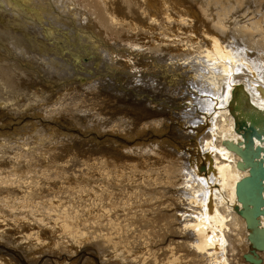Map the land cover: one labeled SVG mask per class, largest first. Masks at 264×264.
<instances>
[{"label":"bare ground","instance_id":"1","mask_svg":"<svg viewBox=\"0 0 264 264\" xmlns=\"http://www.w3.org/2000/svg\"><path fill=\"white\" fill-rule=\"evenodd\" d=\"M107 1L110 4L106 6L107 15H104L99 3ZM84 2H87L93 10L83 7L81 12L76 14L83 23L75 19L70 22V25H74L72 30L78 33L72 32L73 34L68 36L62 30H57L58 28L67 30L60 19L57 26L53 24V30L44 29L48 45L41 46V41H38L35 36L28 42L30 47H36L41 51L44 57L48 56L50 68L47 69H44L45 65H41V54H36L38 58L29 57L38 59L40 67L44 69L48 77L52 76L53 80L48 81L46 77L43 79L39 72H31L29 63L25 65L13 61L14 56L11 58L5 56L6 59L15 62V67L22 70L21 73L17 70V73L14 72L16 85L8 83L10 80L6 81L0 74L7 86L13 87L10 95L0 93V99L4 102L9 101L10 106L16 105L14 102H20L25 95L27 96L24 93L25 90L23 91L24 87H27L29 92L27 100L36 103L34 105L38 103L37 106L41 107L44 115L46 114L45 117H54L55 120L60 115L68 116L67 120L71 119V122H76L83 128L88 127L84 124L86 122L91 128L104 132L107 137H110L103 139L104 142L111 140L108 145L110 147H103V154L100 157L95 155L90 160L93 154L88 151L67 156L72 157L78 154V159L67 158L66 160L61 156L63 152H61L63 154H55L56 156L52 155L53 158L50 157L48 160H51L55 169L59 170L62 181L56 186L50 181L51 177L44 175L40 177L32 173L27 177H21L20 188H25L23 196H35L37 191L68 189L71 187L66 184L68 171L75 174V171L84 164L87 167L86 170L94 166L93 176L96 179L92 181L99 183L96 186L93 182L95 183L93 187L107 195H112L115 191L114 187V189L110 187L111 182L110 186L106 183L110 181L107 178L112 179L113 176L116 181L121 178L127 180L129 184L125 185L127 188L122 191L124 196L119 192H115L114 195L119 194L120 196L117 197H120V200L126 198L123 203L131 201L132 209L141 203L146 205L148 202L157 200L156 196L162 195L161 192L164 195L167 194L161 188L169 187L171 192L168 193L169 198L167 195L166 197L168 199L172 197V200L176 201V207L173 204L175 209L173 216L179 224L180 233L187 237L184 240H178V243H185L197 256H201L200 258L204 259L201 264H250L243 257L250 252L248 239L250 230L238 211L240 207L242 208V204L237 201L236 196V184L249 175V169L238 166L241 157L234 151L232 144H238L244 149L247 141L244 136H248L247 129L251 131L252 128L257 133L264 130V0H84ZM71 3V0H66L65 6L62 5V7ZM6 5H13L17 11L13 10L12 13L19 18L25 19L18 12L24 13L26 10H22L23 7L33 10L36 12L34 15H38L36 7L28 4L27 0H0V8L5 9ZM58 13L61 15V11ZM61 18L67 21L64 15H61ZM95 23H98L101 28H96V31L103 39L93 31L96 27ZM24 36L19 33L14 37V41L24 45ZM73 40L76 41L75 44H72ZM24 51L27 53V50ZM149 53L158 59L147 56ZM10 69L15 68L10 67ZM154 71L157 75L149 73ZM96 74L105 77L115 76L116 78L112 79L119 85L113 86L107 83L108 81L106 82L102 76L91 80ZM123 74L129 76L125 87L121 83L123 79H120L125 78L126 75L123 76ZM38 79L40 81H37ZM81 83H85L87 87L80 88L78 85ZM58 87L61 89H56ZM105 87L108 89L118 87L117 94L107 92ZM36 93L38 97L34 96ZM95 98L105 100L95 101ZM1 100L0 106L4 105ZM78 112H94L96 116L89 114L78 117ZM152 116L155 117L152 118ZM172 124H178L179 126L176 125V129L180 131L178 134L181 138L188 137V140L175 141V132L171 135L168 131ZM240 124L245 129H239ZM51 125H57V123L54 122ZM42 126L44 129H50L49 124ZM138 126L141 132L148 127L157 131L154 135L151 133L154 139L161 138L163 133L168 134L170 138L168 154L159 155V150L166 147L164 142L158 146L144 144L141 147L137 144L131 148L130 145L134 141L133 135L139 132ZM70 130L83 135L76 128ZM47 133L45 135L60 141L51 134V130H47ZM93 136L99 138L97 134ZM253 140L255 146H264V142L256 137ZM3 143L4 147H11ZM114 143L118 144L117 148L114 147ZM19 145L23 150L30 147L24 142H20ZM118 147L125 149L126 152L117 151ZM16 149L19 150V148ZM141 149L143 154L139 162L128 159L134 150L139 153ZM69 150L71 149L67 151ZM32 155L35 154L21 155L19 151H16L12 156L7 157L17 169L14 172L17 174L16 181L13 183L15 186L18 184L19 177L22 176L21 173L30 171L29 164H32L34 160L45 165L44 169L41 164L40 167L43 173L47 174L51 163L40 155V157L37 155L39 158L36 155L32 158ZM18 156H25L21 166L20 160H15ZM192 158L194 161L190 160ZM93 160H96L95 164ZM188 160L193 164L194 169L185 173L184 169ZM38 164L33 165L37 167ZM200 164L201 167H199ZM118 165L123 167L122 170L126 167L130 168V171L123 173L120 169L114 173L111 168L116 169ZM65 166L69 168L66 170ZM135 171H140V174L138 176L131 174ZM198 171L204 173L199 174ZM57 173L52 172V174ZM109 175L112 176L109 178L107 177ZM0 176L4 179L8 175L0 170ZM79 178L81 177L76 176L75 182L80 183L82 180ZM7 181L8 179H5V184ZM86 183L78 186V189L85 193L89 192V189L93 190ZM99 198L103 199L100 195ZM107 201L110 204L112 202L109 199ZM158 205L161 206V202ZM123 213L128 214L129 211L127 212L126 209ZM67 215L66 217H69ZM40 219L42 220L39 218V221ZM258 220L264 227V216H259ZM62 224L64 228L69 227L66 221ZM109 224L111 223L107 225ZM143 225L141 226L144 229ZM119 226H121L120 223ZM71 231L77 235L82 233L79 230L71 229ZM107 233L105 234L108 235ZM242 246H248L246 252H241ZM161 249L162 247H158V250ZM259 254L262 258L261 264H264V251ZM172 257L174 260L175 256L172 255Z\"/></svg>","mask_w":264,"mask_h":264},{"label":"rangeland","instance_id":"2","mask_svg":"<svg viewBox=\"0 0 264 264\" xmlns=\"http://www.w3.org/2000/svg\"><path fill=\"white\" fill-rule=\"evenodd\" d=\"M65 1L66 0H27L28 4L34 5L36 7L38 11V15H34V13L36 12H34L33 10L23 7L22 10L24 11L26 10V11L24 13L20 11L18 12L22 14L23 17H25V19L19 18L17 15L12 13L13 10L17 11V9L13 7V5L12 6L6 5L5 9L0 8V74L6 81L10 80L8 81V83L16 85L14 72H16L17 70L19 73H21L22 69L15 67L16 65L15 62H21L25 65L29 63L31 72H35V73L39 72V74H42L41 77L43 79L44 77H46L48 81L49 79L53 80L52 76L48 77V75L45 74V71H43L44 69L50 68V66L48 65V56L44 57L45 55L41 51H39L36 47L34 48L30 47L28 42L33 39V36H35V38L38 41H41V46L44 44L48 45L47 36L45 35L44 29L50 28L51 30H53V24L57 26V23L59 22L60 19H61V23L66 25L67 30H64L62 28H58L57 30H62L68 36H70L72 32L78 33L72 30L74 25L73 24L70 25V22H73L72 20L75 19V21L77 20L78 22L81 21V23H83L82 19H80V17H78L76 14L80 13L83 7L84 8L87 7L91 10L93 9L87 4V2L85 3L84 0H71L72 3L70 5H67L66 7H62V5L65 6ZM108 4H110L109 1L104 3H99L100 9L104 15H107L106 6ZM68 10L70 11L68 12ZM60 11H61V15H64L67 21L63 19L64 17L61 18V15L58 13ZM64 11L66 12L63 14ZM95 25L96 27L93 28V31L95 33H98L96 31V28L99 29L101 28L99 27L98 23H95ZM2 26H4V28H2ZM19 33L25 35L23 37V41L25 43L24 45L14 41V37L17 36ZM10 38H12V40H10ZM101 38L103 39L102 36ZM12 41L13 43H10ZM75 42L76 41L73 40L72 44H75ZM24 50H27V53ZM37 53L42 55V59L40 62L41 65H45L44 69L40 67L38 59H34V58L32 59L31 57H29V56L37 57L36 56ZM47 55L50 54L47 53ZM5 56L6 57L9 56L10 58L14 56V59L12 60L15 62L10 61V59H6ZM147 56L149 57L152 56L151 58L158 59L156 56L150 53ZM101 59H103V57ZM9 65H13V66H9ZM98 65L100 66V64ZM10 67H14L15 69H10ZM149 73H153L157 75L156 71ZM62 76L64 75L62 74ZM101 76L106 80V82L108 81L107 83L111 85L113 84V86L119 85L116 81L113 80L114 78H116L115 76L105 77L103 75L96 74L91 80L99 79ZM123 76L125 78L118 77V79L119 78L123 79L121 80V83L123 84V87H125V82L128 81L129 76L128 74H123ZM2 77L0 76V93H4L5 95H10L13 87L7 86L6 81H4ZM37 81H40V79H38ZM91 82L90 84H92ZM78 86L80 88L87 87L85 83H81ZM24 88L25 89H23V91L25 90L24 93L27 94V96L24 94L25 95L24 99H22L20 102H14V104L16 105L10 106L8 100H7L8 102H4L3 100L0 99L1 103L4 104L0 106V150H3L4 152V153L0 152V170H2V172H5L8 175L4 179H2L0 176L1 179L0 180V264H162V263L163 264H183V263L201 264L203 263L204 259L200 258L201 256L199 255L198 257L197 254L194 253V251L190 247H188V245H186L185 243L181 244L177 242L178 240H182V239L184 240L187 237L180 233V230L178 229L179 224L176 223L175 218L173 216V213L175 211V209L173 208L174 206L176 207L175 205L176 201H173L174 199L172 200V197H170L171 199H168L169 198L168 195L171 192V189L169 192V187L167 189L166 187L161 188V190H164V192H166L167 194L164 195L163 192H161V194L164 196L157 195L156 197H158V199L155 200L156 202L153 200L151 202L146 203V205L145 203L144 204L141 203L139 206L132 209L130 207V205H132L131 201L123 203L124 200L126 201V198L124 200L122 199L123 200L122 201L120 200V197L119 198L117 197L120 196L119 194L114 195L115 192H119L120 194H122L124 188H127L126 186H128L129 184L127 180H125L124 178H121L122 180L117 178L119 180L116 181V179H114L112 175L107 176L109 178L112 176V179L107 178V180L110 181L109 182L106 181V183L110 186L109 183L111 182V186H110L111 189L115 188V191L114 193L112 192L113 193L112 195L111 194L107 195V193H104L98 190L96 187H95L96 189L93 187L95 183L96 186H98L99 183L92 181L96 179V177L93 176L94 166L91 167L92 169L91 168L88 169L89 170L88 171L86 170L87 167L84 164L83 167L79 168L78 171H75V174H73L72 171H68L69 173L67 174L68 176H66L67 177L66 184L68 186H71L68 189L64 190V188H59L60 190L48 191V192L37 191V195L35 196L25 195L24 197L23 190H25V188L24 187L20 188L21 177L23 178L27 177L32 173L40 177L44 175L46 177H51L52 179L50 181L54 182L56 186H58L59 182L62 181V178L59 177L61 173L59 172L58 169H55V167L53 166L54 163L52 164L51 160H48L52 155L56 156L57 154L64 153L67 155L63 154L61 156H63V158L65 157L66 160L67 158L78 159L79 158L78 154L72 157H67V156H71L76 152L82 153L83 151H88L90 153L92 152L93 154V156L89 158L90 160L93 157H95V155L96 156L99 155L98 157H100V155L103 154L102 148L110 147L108 145H110L111 142V140L108 142H104L103 139H105V137L106 138H110V137H107L106 134H104V132L91 128L89 124H86V122H84V124L88 127L83 128L81 125L77 124L76 122H71L70 121L71 119L67 120L68 116L60 115L62 117L58 116L55 118V120L54 117H50V118L45 117L46 114L44 115V113L41 110V107L37 106L38 103L37 105H34L36 103H33V101L31 100H27L29 92L27 91V87ZM102 88H104V86ZM113 88L114 89H108L107 87H105L107 92L116 95L118 90L116 88L118 87H113ZM56 89H61V87H58ZM43 91H45L44 88ZM37 93L34 96L38 97ZM101 100H105V99L95 98V101H101ZM156 107L158 106L156 105ZM89 114L92 116H96L94 115V112H89V113L78 112L77 116L81 117L82 115H89ZM154 117L155 116H152V118ZM54 122H56L57 125H51ZM44 124L46 125L49 124L50 129L48 128L46 129L51 130V134L54 135L56 139H60V141H55L54 139H52V136L49 137L50 134L47 133V130L44 129L42 126ZM178 124L182 125L180 123ZM178 124L176 125L179 126ZM172 125L173 126L168 131L171 135L172 133L175 132L176 135L174 136L175 141L176 140L183 141L182 139L188 140V137L181 138L180 134H178V132L180 131L176 129V125L174 124ZM73 128H76L79 132H82L83 135H78V133H76L75 131L70 130ZM137 129L139 130V132L133 135L134 141L130 145L131 148H133L132 146H135L137 144L141 145V147L144 144H153L158 146L161 142H164L166 144L165 145L166 147H164L162 150L161 149L159 150V155H161L162 153L168 154V150L170 149V142H169L170 138L167 136L168 134L163 133V135H161V138L154 139L151 136L152 134L153 135L156 134L157 131H154L153 129H151V127L146 128L143 132L140 131L141 128L139 126L137 127ZM46 133L49 135H45ZM60 133L61 135H59ZM94 134L99 135V138H95L93 136ZM119 136L121 135L119 134ZM3 142H5L6 145L8 144L11 147H4ZM11 142L13 144H11ZM20 142L28 143V146L30 147L26 149L27 151L22 149L21 145H19ZM112 142L114 141L112 140ZM113 145L114 147L117 148L118 144L114 143ZM192 146L193 145H191V147ZM16 148H19V150H17ZM68 149L71 150L67 151ZM118 150L123 151L124 153L126 152L124 151L125 149H122L121 147H118L117 151ZM16 151H19L21 155H25V153L26 155H29V153L30 155L31 154H35L36 156L40 155L41 158L51 163V165L49 166V170L46 172L49 176L43 173V169L46 168L45 165L34 160V162H31L32 164H29L31 165L30 168L31 173L30 171L21 173L22 176L19 177L18 184L17 186H15L13 183L16 181L17 174H14V172L17 169L13 167L14 165L9 161L10 159L7 157L12 156ZM139 151H140L139 153H136L134 150L133 153L131 154V157H129L128 159L130 161L139 162L140 161L139 158L140 156H142L143 150L141 149ZM35 155H32V158L33 156L35 158ZM18 157H15L16 158L15 160L17 161L20 160L21 163L19 164L21 166L22 162H24L25 160L24 159L25 156L19 157L20 159ZM190 160L194 161L193 158ZM190 160L187 161L188 164H186V168L184 169L185 173L188 170L194 169V166L193 164L190 163ZM89 162L91 163L92 160ZM95 162L96 160H93L94 164ZM35 163L37 164L39 163L38 166L36 165L37 167L33 165ZM40 164L43 165L41 166L43 169L40 167ZM201 166L202 165L200 164L199 167ZM68 168H69L68 166H65L66 170ZM82 168L85 169L86 172L85 170L83 171ZM121 168L123 169V167L118 165L116 169L111 168V170H113V172L115 173L116 170H120ZM122 169L121 171L123 173L130 171L129 170L130 168L124 167V170ZM52 172H56V173L58 172V173L52 174ZM202 173L199 172V174ZM131 174L138 176L140 174V171H135ZM75 175L77 177H81L79 178L82 180L80 183L75 182L76 181ZM5 179H8L7 184H5ZM75 183L77 184L79 183V184L77 185ZM85 183L86 185H89V187L91 186L94 191L93 190L91 191L89 189V192L85 193V191L78 189V186L80 184L83 185ZM119 185L120 187L122 186V188H120ZM96 193H98L100 197H102L103 199L101 200V198H99V195L98 194L96 195ZM122 195L124 196V193ZM166 195L168 198L166 197ZM107 197L110 201H112L111 204L109 203V201H107L108 200ZM164 197L165 199H163ZM110 198H112V200ZM113 198H115L114 199L115 201H113ZM119 200L120 202H118ZM159 202H161V206L158 205ZM142 206L144 207L145 210L143 209ZM167 206H169L170 208ZM126 209L127 212L129 211L128 214L123 213L126 211ZM154 209L156 210L154 211ZM138 212L140 213L138 214ZM66 213L67 214L69 213V215H67ZM129 214L130 215L132 214L135 217L132 215L130 216ZM62 215L65 218L62 217ZM66 215L69 217H66ZM38 217L42 218V220L40 219L39 221ZM145 220L146 222H144ZM64 221H66V223L69 225L70 228L66 227L67 228L66 229L63 227L62 223ZM109 222L111 224L107 225ZM119 223L121 226H119ZM125 223L126 224L130 223V224L129 225L127 224L128 226L127 227ZM113 224L114 225L117 224L118 227L117 225L114 226ZM124 224L125 226H123ZM111 225L112 227H110ZM141 225L144 226V229L142 228ZM116 227L120 229H117ZM173 227L176 229H174ZM71 229L74 231L79 230V232L82 233L81 235H77L76 233L74 234L72 233ZM120 230L121 232L118 233ZM125 230L128 231L126 232ZM25 233L26 235H24ZM105 233H107L108 235H106ZM27 234H29V236H27ZM119 234L120 235L122 234V236H120ZM158 247H162V249L158 250ZM246 248L248 249V246L247 247L242 246V249L244 251L242 250L241 252L242 253L246 252L247 250ZM172 255L175 256L174 260H172L173 258Z\"/></svg>","mask_w":264,"mask_h":264},{"label":"water","instance_id":"3","mask_svg":"<svg viewBox=\"0 0 264 264\" xmlns=\"http://www.w3.org/2000/svg\"><path fill=\"white\" fill-rule=\"evenodd\" d=\"M242 128L244 127L240 124L239 129ZM247 131L248 136H244L247 139L244 149L238 144H232L234 151L241 157L238 166L249 169V175L236 184V196L237 201L242 204L238 211L250 230V252L243 257L250 264H261L259 253L264 251V227L258 218L264 216V146H255L253 139L256 137L264 142V130L257 133L251 128V131Z\"/></svg>","mask_w":264,"mask_h":264}]
</instances>
